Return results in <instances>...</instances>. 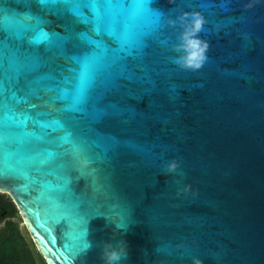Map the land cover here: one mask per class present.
<instances>
[{
    "label": "water",
    "instance_id": "95a60500",
    "mask_svg": "<svg viewBox=\"0 0 264 264\" xmlns=\"http://www.w3.org/2000/svg\"><path fill=\"white\" fill-rule=\"evenodd\" d=\"M3 6L40 17L29 22L35 31L28 35L58 33L53 39L67 40L70 51L76 34L87 31L67 10L57 14L37 0ZM152 7L165 23L177 22L162 24L141 58L128 59L130 68L155 70L153 92L121 81L125 87L112 97L128 108L120 118L86 125L71 109L75 79L30 83L57 75L47 66L19 83L11 71L4 80L0 191L18 208L36 264H105L108 242L126 249L120 264H193L194 257L201 264H264V0H154ZM193 14L204 21L195 34L204 46L194 59L198 68L177 62L182 25ZM57 85L68 98L49 90ZM150 105L162 106L157 119L134 115ZM85 137L94 171L74 179L63 166L67 140Z\"/></svg>",
    "mask_w": 264,
    "mask_h": 264
},
{
    "label": "snow or ice",
    "instance_id": "6c2138e0",
    "mask_svg": "<svg viewBox=\"0 0 264 264\" xmlns=\"http://www.w3.org/2000/svg\"><path fill=\"white\" fill-rule=\"evenodd\" d=\"M4 2L5 0H0V92L3 91L4 80L12 79L9 71L15 73L16 83H19L20 76L27 79L41 67L47 66L57 75L46 73L35 76L30 83L40 85L45 80L58 78L69 83L75 79L71 109L83 113L82 119L86 125L89 119L102 121L127 114V106L112 99L125 87L121 81L136 82L140 85V94H152L153 89L148 86L154 83L155 70L142 64L130 68L127 61L129 58H141L143 50L148 47V41L156 39L162 24L165 29L175 26L161 19L158 10L152 7L154 0H37L42 7L54 10L57 14L67 10L86 26L87 31L77 33L71 40V51L66 47L67 40L53 39L59 37L58 33H50L41 28L36 35H28L29 31H35V26L29 22H39L40 17L31 14L19 16L12 9L5 8ZM85 8L90 10V14H85ZM131 20L135 24L130 29ZM105 36L111 38L114 46L105 42ZM25 43L43 45V51L39 47L26 48ZM85 46L87 50H84ZM61 57L64 59L63 64L57 63ZM5 58L8 59V68L4 65ZM73 64L75 67H72ZM192 67L198 68L199 65ZM66 72L72 75H65ZM49 90H58L61 98H68L67 88L57 85L56 89ZM168 91L171 92L172 89ZM161 112L162 106L150 105L142 114L134 115H140L142 121H150L157 119ZM6 135L7 133L0 131V140ZM107 139L116 142L115 137ZM67 142L72 148L65 153L63 166L69 175L75 179L94 171L92 166L96 159L87 138L80 142L68 139ZM168 165H171L169 171H174L177 167L172 161ZM64 199L71 200L74 197L65 193ZM86 206L85 200L79 205L80 211ZM79 214L74 213L77 216Z\"/></svg>",
    "mask_w": 264,
    "mask_h": 264
},
{
    "label": "clouds",
    "instance_id": "9594fccd",
    "mask_svg": "<svg viewBox=\"0 0 264 264\" xmlns=\"http://www.w3.org/2000/svg\"><path fill=\"white\" fill-rule=\"evenodd\" d=\"M187 15V14H185ZM176 19H172L169 23L175 24ZM204 21L199 14H193L190 24L182 25L183 31L180 34L179 50L182 52L177 58V62L182 63L184 66H195L194 59L198 55H202L203 45L195 38V34L201 30ZM171 167V165H169ZM126 255V249L117 248L111 242H108L103 252V258L105 264H120V261L124 259ZM193 264H201L198 257L193 258Z\"/></svg>",
    "mask_w": 264,
    "mask_h": 264
},
{
    "label": "trees",
    "instance_id": "16d2710c",
    "mask_svg": "<svg viewBox=\"0 0 264 264\" xmlns=\"http://www.w3.org/2000/svg\"><path fill=\"white\" fill-rule=\"evenodd\" d=\"M8 224L0 234V264H36L19 226L12 221Z\"/></svg>",
    "mask_w": 264,
    "mask_h": 264
},
{
    "label": "flooded vegetation",
    "instance_id": "af4514ba",
    "mask_svg": "<svg viewBox=\"0 0 264 264\" xmlns=\"http://www.w3.org/2000/svg\"><path fill=\"white\" fill-rule=\"evenodd\" d=\"M14 215H19L16 204L8 192L0 191V234L7 226V219Z\"/></svg>",
    "mask_w": 264,
    "mask_h": 264
},
{
    "label": "rangeland",
    "instance_id": "374dc122",
    "mask_svg": "<svg viewBox=\"0 0 264 264\" xmlns=\"http://www.w3.org/2000/svg\"><path fill=\"white\" fill-rule=\"evenodd\" d=\"M9 221H12V222H15L18 226H19V228H20V226H21V223H22V218H21V216H20V214L19 215H14V216H12V217H10V218H8L7 219V223H6V227H8L9 226ZM4 223H2V225H3ZM4 226V225H3ZM21 231V230H20Z\"/></svg>",
    "mask_w": 264,
    "mask_h": 264
}]
</instances>
